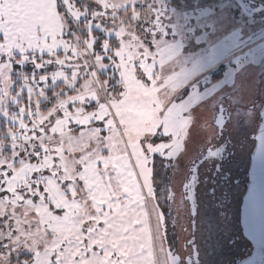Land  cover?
Instances as JSON below:
<instances>
[{
    "label": "snow or ice",
    "instance_id": "6c2138e0",
    "mask_svg": "<svg viewBox=\"0 0 264 264\" xmlns=\"http://www.w3.org/2000/svg\"><path fill=\"white\" fill-rule=\"evenodd\" d=\"M0 264H264V0H0Z\"/></svg>",
    "mask_w": 264,
    "mask_h": 264
},
{
    "label": "flooded vegetation",
    "instance_id": "af4514ba",
    "mask_svg": "<svg viewBox=\"0 0 264 264\" xmlns=\"http://www.w3.org/2000/svg\"><path fill=\"white\" fill-rule=\"evenodd\" d=\"M250 155L251 153L249 152L247 156L241 157L238 163L236 172L238 173L242 183L240 184L238 189L234 190L232 199L233 231L235 232L238 240L237 245L232 249V255L240 259L248 256L252 249L251 244L243 237L242 229L240 226V206L248 183L247 171L249 168Z\"/></svg>",
    "mask_w": 264,
    "mask_h": 264
},
{
    "label": "water",
    "instance_id": "95a60500",
    "mask_svg": "<svg viewBox=\"0 0 264 264\" xmlns=\"http://www.w3.org/2000/svg\"><path fill=\"white\" fill-rule=\"evenodd\" d=\"M250 157H251V155H250ZM250 161H249V168H248V170L250 169ZM248 182H249V180H248ZM247 194V191H245V193H244V195H246ZM244 195H243V197H244ZM243 197H242V201H241V206H240V213H241V211H242V207H243ZM240 226H241V229H242V235H243V237L251 244V246H252V249H251V251L253 250V248H254V245H253V242L251 241V239L245 234V232H244V225H243V223L241 222V218H240ZM250 254H251V252H250ZM249 254V255H250ZM248 255V256H249ZM248 256H246L245 258H243V259H247L248 258Z\"/></svg>",
    "mask_w": 264,
    "mask_h": 264
}]
</instances>
